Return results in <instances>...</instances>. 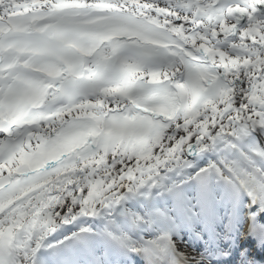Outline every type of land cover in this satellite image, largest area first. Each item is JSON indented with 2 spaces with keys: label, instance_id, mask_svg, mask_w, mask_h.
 <instances>
[{
  "label": "snow or ice",
  "instance_id": "snow-or-ice-1",
  "mask_svg": "<svg viewBox=\"0 0 264 264\" xmlns=\"http://www.w3.org/2000/svg\"><path fill=\"white\" fill-rule=\"evenodd\" d=\"M254 249L264 0H0V264Z\"/></svg>",
  "mask_w": 264,
  "mask_h": 264
}]
</instances>
